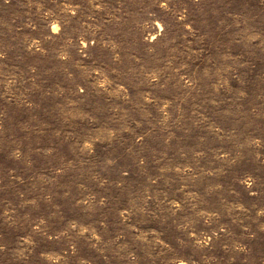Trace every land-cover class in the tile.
<instances>
[{"label":"rangeland","instance_id":"rangeland-1","mask_svg":"<svg viewBox=\"0 0 264 264\" xmlns=\"http://www.w3.org/2000/svg\"><path fill=\"white\" fill-rule=\"evenodd\" d=\"M0 264H264V0H0Z\"/></svg>","mask_w":264,"mask_h":264}]
</instances>
